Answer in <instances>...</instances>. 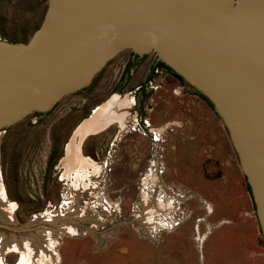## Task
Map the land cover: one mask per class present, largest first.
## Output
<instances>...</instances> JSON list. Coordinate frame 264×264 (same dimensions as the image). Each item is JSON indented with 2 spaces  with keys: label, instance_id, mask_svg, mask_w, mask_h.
I'll return each instance as SVG.
<instances>
[{
  "label": "rangeland",
  "instance_id": "obj_1",
  "mask_svg": "<svg viewBox=\"0 0 264 264\" xmlns=\"http://www.w3.org/2000/svg\"><path fill=\"white\" fill-rule=\"evenodd\" d=\"M48 8L49 0H0V40L23 43ZM106 104L103 131L76 135L95 112L40 158L0 150L10 207L8 219L0 205L1 242L38 239L56 264H264L253 197L208 103L131 83ZM138 127L172 128L170 138L162 133V166ZM21 258L5 250L6 264Z\"/></svg>",
  "mask_w": 264,
  "mask_h": 264
},
{
  "label": "water",
  "instance_id": "obj_2",
  "mask_svg": "<svg viewBox=\"0 0 264 264\" xmlns=\"http://www.w3.org/2000/svg\"><path fill=\"white\" fill-rule=\"evenodd\" d=\"M131 83L213 103L264 234V0H49L0 40V150L40 158Z\"/></svg>",
  "mask_w": 264,
  "mask_h": 264
},
{
  "label": "bare ground",
  "instance_id": "obj_3",
  "mask_svg": "<svg viewBox=\"0 0 264 264\" xmlns=\"http://www.w3.org/2000/svg\"><path fill=\"white\" fill-rule=\"evenodd\" d=\"M117 106V105H116ZM114 103H111V105L109 106V108L112 107H116ZM119 106V105H118ZM104 111H109L107 110V104L104 105L103 107H101L99 110L96 111V116L93 115L92 117L95 116V118L93 119V122L90 120L88 125H84L83 128H80L77 132L76 135H78L79 137L82 136L83 137V133H85L89 127L90 128H104L107 126V122L105 123H101L98 118H100L101 116V110ZM123 108H121L122 110ZM116 110V109H115ZM119 112V111H118ZM110 120V119H108ZM103 121V119H102ZM92 122V123H91ZM75 138V137H74ZM75 143V144H74ZM73 145L77 146L79 145L78 142L76 144V141L74 139L73 141ZM77 149V148H76ZM7 199L6 196L2 193V191L0 190V205L3 207V211L6 212V216L8 217V213L10 211V207H8L7 205ZM149 205V204H148ZM157 206V205H156ZM157 209V208H156ZM162 210V209H161ZM154 213V212H153ZM157 214V213H155ZM155 214H152L153 216H155ZM162 214V213H159ZM157 214V215H159ZM150 215V214H149ZM163 215V214H162ZM9 219V217H8ZM25 240V239H24ZM38 240V239H37ZM37 240L35 241H30L26 238V240L23 243L18 242L19 240H14L11 241L7 244H3L0 240V264H6L4 261V254H5V250L7 251L12 249H15L16 251H19L22 254V258L20 260V262L18 264H40L38 263L37 260L41 261V262H50L51 264L54 263L56 264V257L54 254H52V256H50V254L47 251V247H42L39 243H37ZM39 241V240H38ZM43 260V261H42ZM43 262V264H44Z\"/></svg>",
  "mask_w": 264,
  "mask_h": 264
},
{
  "label": "built area",
  "instance_id": "obj_4",
  "mask_svg": "<svg viewBox=\"0 0 264 264\" xmlns=\"http://www.w3.org/2000/svg\"><path fill=\"white\" fill-rule=\"evenodd\" d=\"M139 122H140V120H138L137 121V123H138V125H139ZM150 124V123H149ZM170 129H172L171 127H169V129L167 130H159L160 132H157V134H155V133H153V132H151V131H148V133L147 132H145V134H147V136L152 140V144H153V153H155V155H157L158 156V163L160 164L161 163V166H162V162H161V160H160V156H161V152H163L164 150H165V145H164V143H165V140H166V138L168 137V135L170 134ZM135 131H139V132H141L142 134H144V130H142V129H140L139 127L138 128H135L134 129ZM162 133L163 134H167L165 137V139H163L164 137H163V135H162ZM144 134V135H145ZM163 140V141H162ZM158 150H159V152H158ZM159 154V155H158Z\"/></svg>",
  "mask_w": 264,
  "mask_h": 264
},
{
  "label": "trees",
  "instance_id": "obj_5",
  "mask_svg": "<svg viewBox=\"0 0 264 264\" xmlns=\"http://www.w3.org/2000/svg\"><path fill=\"white\" fill-rule=\"evenodd\" d=\"M157 65L162 66V67H165V68L168 69V70H169V71H170L175 77H177L179 80H181V81H185V80L183 79L182 76H180L178 73L174 72V71H173L168 65H166V64L163 63L162 61H158V62H157ZM132 66H133L132 63L128 65V67H127L128 71L131 69ZM200 96H201L204 100H206V101H207V102H208V103L214 108L213 103H211L210 101H208V99H207V97H206L205 95H203V94L200 93ZM57 154H58V151H57L56 149H53L52 154H51V157H50V159H51L50 162H52V160H53L54 158H56ZM248 189H249V191H250V193H251V187H250L249 184H248ZM251 195H252V194H251Z\"/></svg>",
  "mask_w": 264,
  "mask_h": 264
},
{
  "label": "flooded vegetation",
  "instance_id": "obj_6",
  "mask_svg": "<svg viewBox=\"0 0 264 264\" xmlns=\"http://www.w3.org/2000/svg\"><path fill=\"white\" fill-rule=\"evenodd\" d=\"M139 59V57L136 55V59H135V61H137ZM158 62V61H157ZM157 62L155 63V65H153V67H152V73L154 74L155 72H159L160 71V69H165V71L163 70L161 73L164 75H167V74H169V70L168 69H166L165 67H162V66H159V65H157ZM179 81H181V80H179Z\"/></svg>",
  "mask_w": 264,
  "mask_h": 264
},
{
  "label": "crops",
  "instance_id": "obj_7",
  "mask_svg": "<svg viewBox=\"0 0 264 264\" xmlns=\"http://www.w3.org/2000/svg\"><path fill=\"white\" fill-rule=\"evenodd\" d=\"M113 109H114V107H113ZM92 116V115H91ZM111 123V121H109L108 120V122H107V126H108V124H110ZM106 128V127H105ZM102 129V131H103V128H101ZM101 131V130H100ZM89 134V133H88ZM168 137L170 138L171 137V134H169L168 135ZM82 159V158H81ZM82 161V160H81ZM208 216H211V212H210V214H208ZM217 217H219V215H217ZM222 217V216H221ZM209 218V217H208ZM208 221H209V219H208ZM221 227V226H220ZM220 227H216V228H212V230H211V232L207 235V237H206V239H205V243H204V245L206 244V242H208V240L212 237V235H213V233H214V230L215 229H218V228H220Z\"/></svg>",
  "mask_w": 264,
  "mask_h": 264
}]
</instances>
